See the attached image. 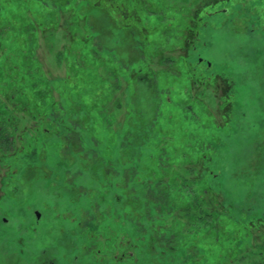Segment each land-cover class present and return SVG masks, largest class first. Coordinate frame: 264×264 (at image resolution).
<instances>
[{
  "label": "rangeland",
  "instance_id": "rangeland-1",
  "mask_svg": "<svg viewBox=\"0 0 264 264\" xmlns=\"http://www.w3.org/2000/svg\"><path fill=\"white\" fill-rule=\"evenodd\" d=\"M245 35L263 44L264 0H0V139L18 153L0 152V181L15 167L41 217L33 252L2 246L0 264H264Z\"/></svg>",
  "mask_w": 264,
  "mask_h": 264
},
{
  "label": "flooded vegetation",
  "instance_id": "flooded-vegetation-1",
  "mask_svg": "<svg viewBox=\"0 0 264 264\" xmlns=\"http://www.w3.org/2000/svg\"><path fill=\"white\" fill-rule=\"evenodd\" d=\"M245 36L243 39H245L248 43H251L250 52H245V54L248 58V62L250 59L253 62L250 65H246L243 71L246 72L256 70V63L261 64L262 73L260 74L259 82L257 83L256 96L254 97V106L252 108L259 110L256 122L258 121L260 124H262V126H264V41L262 45L260 44V48L256 44L257 47L254 49L255 44L249 41L250 39H252V41L255 40L253 38L254 35H248L247 37ZM215 43L216 42L213 40V44ZM246 56H244V58H246ZM248 62L245 60L244 65L249 64ZM228 85L230 84L228 83ZM256 104H258L259 107L256 106ZM246 106L249 105L246 104ZM249 114L251 115V112L245 110L242 117L246 118ZM11 142L13 141L11 140ZM3 151H13V154H11L13 157L18 154L12 149V145H10L8 149L3 147L0 139V152L3 153ZM0 161L3 162L4 160L1 159ZM10 167L11 166H7V169L9 170L5 174V177L0 181V243L3 244H0V247L4 246L13 249L16 248L19 249L17 250L19 252L28 251L32 253L34 250L33 244L35 243L36 239H33L31 229H38L41 218L38 211L33 209L34 206L38 205V201L37 199L34 201H27L25 198L27 196L23 197L22 192L16 185H14V181L19 182L17 180V176L15 175V167L13 169H10ZM28 204H30V206H28ZM24 247L26 248L23 249Z\"/></svg>",
  "mask_w": 264,
  "mask_h": 264
},
{
  "label": "trees",
  "instance_id": "trees-1",
  "mask_svg": "<svg viewBox=\"0 0 264 264\" xmlns=\"http://www.w3.org/2000/svg\"><path fill=\"white\" fill-rule=\"evenodd\" d=\"M67 128V127H66ZM64 132V131H63ZM65 133V132H64ZM139 159V158H138ZM138 159L136 158V160H134V166H133V169L132 170H134V171H137V173L139 172V164H138ZM123 165H125V164H121V161H120V159H117V161L114 163V164H112V166H114L112 169L113 170H115L114 172H115V174H119L120 172H122V173H120L121 174V176H123L122 178L124 179V180H126L127 182H131V180H132V178H128V168L126 169V168H124L123 167ZM122 169V171H118L119 169ZM110 174V173H109ZM131 177V176H130ZM216 177V176H215ZM203 180H208V179H206V178H203ZM115 185L117 186L118 185V183H115ZM118 187V186H117ZM136 187H138V189L139 188H145V190H146V192H147V196H146V198H144L142 201H140V203L142 204V203H146L147 205H145L146 207H148L149 206V203H151L152 204V195H151V193L152 192H154V188L152 187V186H150V184L148 185V187L144 184L143 186H141V185H137ZM137 190H135V192H136ZM113 196H111V199H110V202H121V200H123V198L119 195V193L118 194H112ZM123 196V195H122ZM149 197V198H148ZM140 198V197H139ZM101 201H105V198L103 197V198H101ZM150 201V202H149ZM235 203H233L235 206H236V201H234ZM242 202V201H241ZM232 204V205H233ZM161 205V204H160ZM233 205V206H234ZM241 205H243L242 207H245V204H241ZM100 204H99V202H95V204L93 205V208H90V207H88V203L86 204V206L84 207V208H87V209H85V212H86V214H87V216L85 215V217H87V219L89 220H87V222H86V226H88V227H90V228H93V226L92 225H94L95 223V218L93 217L94 216V213H96V211L98 212V209L100 210ZM240 206V205H239ZM97 209V210H96ZM127 211V210H126ZM120 214H122V213H120ZM126 216L127 215H129L128 213H126L125 214ZM125 216V217H126ZM78 215H76V225L78 224L77 223V221H78ZM142 217H144V215H142ZM146 218H148V219H150L149 217H146ZM262 218H264L263 216H262ZM251 219L253 220V221H250L249 222V224H251L250 226H251V228H254V230H255V232H259V233H261V229H264V225H262V221H261V216L260 215H257V216H251ZM104 220V219H103ZM124 223H126L125 221H123ZM130 224H132V222L130 223ZM75 225V227L77 228V226ZM119 226H123V224H118ZM127 227L129 226L128 225V223L127 224H125ZM262 225V226H261ZM140 226V225H139ZM260 226L262 227V228H260ZM141 227V226H140ZM129 228V227H128ZM130 229V228H129ZM75 230V229H74ZM130 230H132V229H130ZM118 231H120V229H118ZM126 232V231H125ZM133 234V233H132ZM135 234V233H134ZM133 234V235H134ZM136 234H138V235H141V236H143V238H144V241H145V238H150L149 236H148V234L147 233H142L141 231H138V232H136ZM143 242V241H142ZM110 248H111V246H110ZM168 249V247H166V248H161V249H157L156 247H151L150 249L148 248V250H147V252L146 253H144V256L145 257H147V258H154L155 259V257H153L154 256V254H158V257H156L157 259L158 258H162L163 256H168V257H170V256H174V255H176L175 253H172V252H168L169 251V249ZM191 250H192V248L191 249H187V251L185 252L186 253V256H184V261H187L188 259H190V257H191V255H192V252H191ZM173 252H175V250L173 249ZM133 255V254H132ZM131 254H130V256H132ZM149 256V257H148ZM141 257V256H140ZM125 258H126V256H125ZM118 262H119V260H117ZM127 261V260H126ZM143 261V260H142ZM159 261H160V259H159ZM183 261V262H184ZM142 263V262H141ZM169 263V262H168Z\"/></svg>",
  "mask_w": 264,
  "mask_h": 264
}]
</instances>
